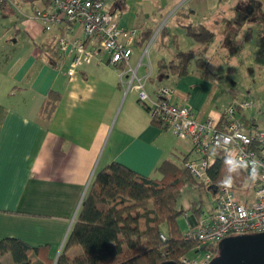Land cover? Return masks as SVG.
<instances>
[{
	"label": "crops",
	"instance_id": "0c3cea01",
	"mask_svg": "<svg viewBox=\"0 0 264 264\" xmlns=\"http://www.w3.org/2000/svg\"><path fill=\"white\" fill-rule=\"evenodd\" d=\"M9 2L17 9L11 10L7 4L0 9V239L13 237L27 244L32 249V264H53L96 171L115 161L140 175L160 178L156 167L162 160L179 165L182 159L195 155L188 140L177 139L169 129L150 122L148 112L137 102L136 90L120 83L119 70L101 52L77 68L73 76L66 75L69 58L55 48L61 24L44 30L37 20L27 18L43 2ZM221 2L103 3L107 10H119L118 25L136 30L128 65L137 78L147 76L143 89L148 96L154 99L156 87L169 86L172 101L188 105L197 121L218 120L223 112L222 108L217 110L213 99L208 101L214 85L210 76L217 70L206 65V58L220 48L226 49V43L241 39L248 18L239 19L236 12L227 11L231 5L226 2V8L220 10ZM245 6L255 9L254 4ZM180 8L187 12L194 29L203 24L212 31V39L201 44L180 29L175 19ZM251 21L263 25L264 31V18ZM253 24L248 23L245 40L252 38ZM173 25L189 37L185 40L190 46L187 50L201 53L193 65L188 62L186 74L157 77L156 62L172 60L176 50H181ZM162 26L167 32H160ZM71 27V36L80 38L79 24L72 23ZM143 30H148L149 36L138 45L137 36ZM86 43L92 46L95 42ZM49 92L59 98L45 118L39 110ZM227 92L232 99L237 97L234 88ZM187 187L195 191L194 186ZM186 188H182V195ZM207 191L213 200L203 203L205 210L211 208L215 197V189ZM189 204L179 216L187 227L195 218ZM64 252L72 257L81 250L72 246ZM5 255L9 254L0 256L1 264Z\"/></svg>",
	"mask_w": 264,
	"mask_h": 264
},
{
	"label": "trees",
	"instance_id": "16d2710c",
	"mask_svg": "<svg viewBox=\"0 0 264 264\" xmlns=\"http://www.w3.org/2000/svg\"><path fill=\"white\" fill-rule=\"evenodd\" d=\"M5 4L6 0H0V9ZM187 17V12L181 8L175 13L176 23L186 34L201 44L212 39V31L203 24L192 29ZM161 31L167 32L164 26ZM148 36V30L141 31L136 43L141 45ZM192 55L191 50H176L174 59L158 60L156 76L186 74ZM58 98L57 93L49 92L40 106V114L48 118ZM238 116L244 123L256 126L253 118H246L241 112ZM150 122L166 128L154 117H150ZM216 127L224 129L223 112ZM211 154L213 162L206 170L210 178L207 185L187 172L184 163L188 159H182L179 165L162 160L156 167L160 178L140 175L115 161L96 171L53 264H158L164 260L178 262V258L189 251L195 253L197 243L183 236L176 220L185 211L180 204L183 187L192 185L195 188L196 197L188 209L196 217L203 206L200 190L203 187L216 189L225 175L226 152L213 149ZM249 180V175L242 169L234 176V185L240 188ZM160 233L164 234V240L159 238ZM72 246H79L80 254L67 256L64 251ZM30 251L32 249L18 238L0 239V256L9 254L12 264H32Z\"/></svg>",
	"mask_w": 264,
	"mask_h": 264
},
{
	"label": "built area",
	"instance_id": "2783aa9c",
	"mask_svg": "<svg viewBox=\"0 0 264 264\" xmlns=\"http://www.w3.org/2000/svg\"><path fill=\"white\" fill-rule=\"evenodd\" d=\"M105 0H46L34 8L27 18L37 20L44 30L61 24V32L55 38V48L69 58L66 75L71 77L77 68L88 64L101 52L107 62L119 70V81L126 88L136 90L137 102L146 109L150 117L158 119L171 134L188 140L195 155L185 161L184 167L193 179L207 185L210 178L207 168L213 162L211 151H234L236 154L264 161V128L250 126L239 119L238 113L250 107L248 97L233 98L223 109L224 129L216 127L217 120L207 118L197 121L188 105L171 99L172 89L166 85L155 88V98L143 89L145 78H137L128 65L132 44L136 36L133 28L118 25L119 10H107ZM32 2V1H31ZM10 3L6 0V4ZM72 23L80 26L81 37L72 35ZM93 40L92 46L87 41ZM144 51V50H143ZM231 136L232 142L224 145L223 137ZM250 177V169H245ZM252 182L253 193L249 201L236 195V187H216L210 209H200L194 222L183 236L197 243L195 256L183 255L178 264H207L217 251L218 241L227 235L264 231V168ZM159 238L164 240V234ZM199 248H202L199 250Z\"/></svg>",
	"mask_w": 264,
	"mask_h": 264
},
{
	"label": "rangeland",
	"instance_id": "374dc122",
	"mask_svg": "<svg viewBox=\"0 0 264 264\" xmlns=\"http://www.w3.org/2000/svg\"><path fill=\"white\" fill-rule=\"evenodd\" d=\"M18 1V0H12ZM231 8L227 11L233 13L236 12L239 19H245L246 23L242 30V38L237 39L235 43H226V49L220 48L217 54H213L211 57L208 56L207 66H211L217 70L213 77V88L210 91V96L208 101H215L217 110L224 109L230 102L232 98L229 96L227 90L228 88H234L236 90V96L238 99L242 97H248L251 101V105L246 110L241 111L246 118H253L257 127L264 128V31H262L263 25L256 26L253 21H256V17L264 18V0H222L220 4V10L226 8V4ZM241 2L242 4H239ZM11 3V2H10ZM7 3V8L11 10H16V6L12 3ZM234 8V5H237ZM254 4L255 9H248L245 5ZM253 12V14H252ZM251 21V22H250ZM264 22V21H263ZM248 23H252L254 26L253 36L250 39L245 40L246 28ZM256 23V22H255ZM259 24V23H258ZM192 27V26H191ZM260 28V31H259ZM173 29L178 36L179 47L182 50L186 46L185 40L189 38L182 32L180 28L178 29L173 25ZM192 29H194L192 27ZM179 32H181L179 34ZM244 38V39H243ZM218 43H213L216 45ZM166 48V47H164ZM193 49V48H192ZM161 51H165L162 49ZM201 51L194 50L192 58L189 60V65L194 64V60L199 56ZM234 69V72L230 70ZM213 99V100H212ZM236 187V186H235ZM186 186L184 187L185 190ZM209 190V187H203L200 190V198L206 205L213 200V194ZM190 193V196L188 195ZM253 193L252 182L248 181L245 185L240 188L236 187L235 194L241 196L242 201H249ZM196 193L192 187L186 188V193L182 195L180 204L182 207H187L190 203V199H194ZM177 226L181 233H185L187 230L186 222L181 217L177 218ZM193 251H189L187 256H195ZM3 257L2 263H11L9 255Z\"/></svg>",
	"mask_w": 264,
	"mask_h": 264
},
{
	"label": "water",
	"instance_id": "95a60500",
	"mask_svg": "<svg viewBox=\"0 0 264 264\" xmlns=\"http://www.w3.org/2000/svg\"><path fill=\"white\" fill-rule=\"evenodd\" d=\"M158 264L178 263L164 260ZM207 264H264V231L222 237L216 255Z\"/></svg>",
	"mask_w": 264,
	"mask_h": 264
},
{
	"label": "clouds",
	"instance_id": "9594fccd",
	"mask_svg": "<svg viewBox=\"0 0 264 264\" xmlns=\"http://www.w3.org/2000/svg\"><path fill=\"white\" fill-rule=\"evenodd\" d=\"M232 142L231 136H224L223 143L228 145ZM225 175L220 179L219 185L222 188L230 189L234 183V176L238 175L242 169H250V179L255 180L259 176V170L264 168V161H260L253 157L246 159L234 151H226L223 161Z\"/></svg>",
	"mask_w": 264,
	"mask_h": 264
}]
</instances>
